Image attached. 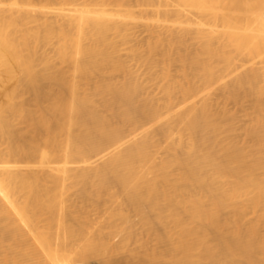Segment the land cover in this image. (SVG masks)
Segmentation results:
<instances>
[{
	"label": "bare ground",
	"instance_id": "obj_1",
	"mask_svg": "<svg viewBox=\"0 0 264 264\" xmlns=\"http://www.w3.org/2000/svg\"><path fill=\"white\" fill-rule=\"evenodd\" d=\"M1 1L10 5L0 10V62L9 72H0V138L8 148L0 170V264H131L127 246L134 236L127 233L132 224L122 202L157 233L148 264H264V179L257 174L264 163L250 161L255 154L237 143L235 127L222 122L226 109L209 97L214 85L228 82L212 78L207 58L228 60L224 74L235 62L211 42L183 50L179 38L176 45L158 41L149 42L147 51L134 48L144 62L158 51L167 60L160 74L165 103L143 99L142 83L110 38L123 24L108 9L117 3L121 20L133 17L127 0H64L73 26L58 35L60 64L96 80L98 94L109 97L103 111L39 52V30L56 34L38 17L49 9L62 15L56 0ZM135 1L139 10L163 18L187 15L185 5L202 16L210 13L241 36L237 50L247 49L264 66V0ZM224 4L231 6L229 13L222 12ZM109 63L123 81L108 77ZM176 63L187 82L170 81ZM240 81L237 75V87ZM48 84L57 88L54 94L47 93ZM175 119L181 124L177 145L187 152L173 162L182 173L172 183L164 163L137 136ZM65 162L77 165L66 169ZM71 189L80 191V202L94 201L95 190L108 196L110 207L97 206L115 232H97L93 221L85 222L89 217L72 212L63 202ZM16 193L24 197L20 206L11 201ZM246 199L250 204L242 206ZM31 213L44 217L43 230L30 229Z\"/></svg>",
	"mask_w": 264,
	"mask_h": 264
},
{
	"label": "rangeland",
	"instance_id": "obj_2",
	"mask_svg": "<svg viewBox=\"0 0 264 264\" xmlns=\"http://www.w3.org/2000/svg\"><path fill=\"white\" fill-rule=\"evenodd\" d=\"M40 1V0H38ZM64 0H56L57 5L62 11V15L52 12L50 9L43 15L38 17L41 21L48 26L50 32L56 35H51L44 29H40L41 43L39 44V52L50 60L56 67L62 69L68 79L76 86L79 87L80 92L90 97L96 105L102 109L104 101L109 99L104 95L98 94L95 90L96 80H88L81 77L74 69L72 64L61 65L59 56L57 54V46L60 42L58 35L60 33H67L73 26V16L67 10ZM113 2L117 0H112ZM128 5L133 9V17H127L121 20L118 16L117 3L110 5L108 11L111 18L115 21H120V30H112L110 38L112 42L118 46L121 60L125 62L132 70L133 74L138 77L139 81L144 87L142 94L143 99H151L154 102L163 105L165 97L161 92V87L165 83L161 79V72L167 62L166 57L158 51L149 53L147 57L148 62H144L141 56L136 55L132 50L137 47H142L147 51L149 42H164L166 45H176L177 39H183L181 49H197L207 43H213L214 48L221 54H224L231 62H235L233 69L229 70L228 74L225 69L228 67L226 59L222 57H208V65L212 67L214 80L224 78L228 84L214 85V89L209 92L210 102L213 105L219 104L227 111V115L223 118L225 126H234L235 132L233 137L240 144L243 149L248 153L255 154L250 161L253 162L255 158L260 159L264 163V66H261L259 60L247 49L237 50L236 46L241 41L239 34H232L229 26L216 21L214 16L210 13L202 16L188 5L183 9L187 10V15L179 16L173 13L168 18H163L156 12H143L139 10L135 0H127ZM10 5V2L3 3L0 0V10H5ZM223 13H229L231 6L229 4L221 5ZM89 31V30H88ZM120 34L127 35L129 38L124 42ZM162 40V41H161ZM72 53V51H71ZM180 63L171 66L170 81L187 82L181 72ZM115 64L109 63L108 69L110 73L108 77L113 82L123 81L121 73L113 71ZM0 72L8 75L9 72L0 62ZM198 75H203L198 74ZM241 77V86L235 85V77ZM47 93L54 94L56 87L52 84L46 85ZM21 89V87H19ZM27 100H31L30 94L22 91ZM165 117H168L167 110L163 109ZM181 124L178 120H169L165 126L155 130L152 133L141 132L137 136L140 143L148 145L151 154L164 163L167 171L172 175V183H175L181 176L182 169L173 165L176 158L183 156L187 150L180 149L177 145L180 136ZM251 130L259 132L258 135L250 133ZM130 135V133H128ZM172 142H169L168 139ZM186 139L188 136L186 135ZM8 153L7 145L4 140L0 138V170L5 168V160ZM75 165L70 162H65L66 169H72ZM23 174L26 171L22 172ZM261 179H264V170L257 172ZM64 183L69 186L70 181L65 180ZM50 186V185H49ZM2 191V190H1ZM96 191L98 197L94 201L84 200L80 202V191L78 189H71L68 193L63 195L64 204L69 207L72 212H79L78 214L85 219V222L93 221L95 230L97 232L113 233L115 228H111L112 222L108 220V215L104 210L98 209L97 204L101 203L104 207H110L111 199L101 191ZM118 189L114 188L112 193H117ZM4 195V193H2ZM11 201L15 206H20L24 202V197L20 193L11 196ZM121 201V200H120ZM250 200L243 201L242 206H248ZM121 211L129 216L131 221V228L127 233L131 232L134 239L129 242L127 246L128 259L131 264H148L147 255L151 254L157 245V233L154 232L149 226H145L132 214L131 209L122 202ZM88 213L84 214V213ZM31 230H43L44 217L34 215L31 213ZM253 216L243 217L245 221L251 219ZM239 218V217H238ZM138 257L142 258L139 259Z\"/></svg>",
	"mask_w": 264,
	"mask_h": 264
}]
</instances>
